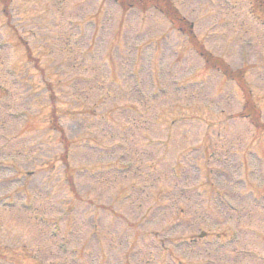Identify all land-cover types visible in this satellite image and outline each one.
<instances>
[{
	"label": "rangeland",
	"instance_id": "374dc122",
	"mask_svg": "<svg viewBox=\"0 0 264 264\" xmlns=\"http://www.w3.org/2000/svg\"><path fill=\"white\" fill-rule=\"evenodd\" d=\"M245 1L172 4L212 61L244 64L263 124L262 24ZM122 14L0 0V264H264V129L166 22Z\"/></svg>",
	"mask_w": 264,
	"mask_h": 264
}]
</instances>
